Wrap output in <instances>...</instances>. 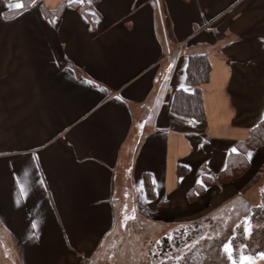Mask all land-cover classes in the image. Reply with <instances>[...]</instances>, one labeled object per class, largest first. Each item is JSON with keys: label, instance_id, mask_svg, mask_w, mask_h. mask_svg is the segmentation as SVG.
<instances>
[{"label": "crops", "instance_id": "1", "mask_svg": "<svg viewBox=\"0 0 264 264\" xmlns=\"http://www.w3.org/2000/svg\"><path fill=\"white\" fill-rule=\"evenodd\" d=\"M17 2L0 0V264L107 259L128 166L167 228L211 211L233 154L242 185L263 173L245 142L264 120V0H39L8 16ZM195 55L211 64L203 120L171 107Z\"/></svg>", "mask_w": 264, "mask_h": 264}, {"label": "rangeland", "instance_id": "2", "mask_svg": "<svg viewBox=\"0 0 264 264\" xmlns=\"http://www.w3.org/2000/svg\"><path fill=\"white\" fill-rule=\"evenodd\" d=\"M151 101V106L147 108L148 112H146L145 115L137 118L133 125L132 138H135V141H137L138 144L140 143L143 131H146L149 128V124H145L144 126V121L146 119H151L149 114H151L152 117V114L155 113L157 106H159L162 100L161 98H155L151 99ZM179 115L186 117L181 114ZM260 137L261 136L258 138ZM252 146L253 147H251V150L253 151H257L261 148L256 158L257 165L255 168L258 169L257 167L264 165V141H262L260 144ZM128 167L129 169H126L127 180L122 179V194L119 201H117L118 207L116 210V223L118 230L113 235L114 238H110H113L111 242L110 240L108 241V243L110 242L108 245V258L102 261L92 259L86 264H151V259L155 260V254H162V249L160 251L158 250L159 247L157 242L165 240L163 239V235H166L168 232H170L168 236L172 235L173 233L175 235L171 236L172 239L169 246H166L167 244L162 241V244L165 245L167 249L171 246H174L176 249H182L183 246L189 244V249H187L188 251L186 252H193L194 250H192L190 246L191 243L195 241V239L199 240V237L195 238V236H199V231L201 232V230L198 229L199 226L191 223L190 226L184 225L176 232H172L171 229H176L179 226L173 228L163 227V223L157 221V219L154 218L155 216L153 212L147 209L145 200H143V194H141L142 191L140 190L139 194L137 182H133V178L131 179L133 174L132 167ZM250 171L251 169L247 165L240 167L239 171H237L235 174H222L220 176L221 181L230 184H227L226 188H223L221 184L214 187V189L218 191L216 192V195H212L214 199V207H212L210 212H213L217 207H220V205L224 204L228 210L229 208L231 210L229 212L225 211L223 214L219 213L213 217V219H211V222L214 224L215 228L210 230L212 225H209L210 227L208 226L207 228L203 229V232L206 235L209 234L211 237L209 240L201 241L203 243L202 249H198L196 253L200 254V257L197 259H191L192 264H228L226 255L222 249V245L229 237L232 230V225L231 222L225 223L226 219L224 218H230L229 220L233 219L232 221H235L243 216H248L250 210L255 208L262 200V192L264 189V170L262 171L263 173H257L252 179L250 178L248 180L249 183L246 180L248 185H242V177ZM241 185L243 186L242 191L237 192L239 189H241ZM220 186L222 188H220ZM145 191L147 193L146 187ZM251 192L252 195H250ZM217 195L219 197H217ZM195 196L196 194L191 195V199L194 200L196 198ZM216 198H218V202L221 201V198L225 199L221 202L222 204L220 203L216 205ZM246 200L249 204L245 203ZM231 206H233V210ZM258 219L259 220L256 225H251V223L248 221V224L245 225L244 229L242 228L245 236L243 238L239 237L237 240H235L239 247L241 244L246 243L252 252H258L262 250L264 251V211H262V214L259 215ZM249 228L250 232L246 231V229ZM167 229L170 230L167 231ZM11 260L12 261L10 264H19L18 260ZM188 262L189 261L185 259L180 261H169L166 264H189ZM258 262L254 264H264V259Z\"/></svg>", "mask_w": 264, "mask_h": 264}, {"label": "trees", "instance_id": "3", "mask_svg": "<svg viewBox=\"0 0 264 264\" xmlns=\"http://www.w3.org/2000/svg\"><path fill=\"white\" fill-rule=\"evenodd\" d=\"M39 0H35V3ZM35 3H31L30 0H23V7L22 8H15L10 9L7 13L8 16H14L20 11L26 10L30 7H32ZM67 3H63L60 7H58L57 12H60V9ZM72 4V3H70ZM211 72V64L206 55H195L191 56L188 61L187 66V83L193 88L192 91H186L184 89H178L175 91L172 101V110L177 113L184 115L189 118H194L198 120H203L205 118V108H204V102H203V92L201 86L209 80ZM261 136L260 138H258ZM264 141V120L259 125L258 128H256L249 139L245 142V154L248 151V149H251L253 147L252 145L260 144ZM248 165V160L246 155L244 154H233L230 157L229 164L226 168V171L224 174H235L237 171H239L240 167H244ZM221 180V178H219ZM223 182V181H222ZM145 187L147 190L148 197L154 198V191H153V185L150 180V178L147 176L145 179ZM232 210L234 209L233 206ZM220 208V207H219ZM216 208L213 212H209L200 218H198L196 221L189 222L185 224V226H190L191 223L194 225L199 226V240H196L191 243L190 248L194 250L193 252H186L189 249L188 245L183 246L182 249H176L174 246H171L167 249L165 245L162 244V241H164L169 246L170 241L172 239L171 236L175 235L174 233L170 236H168V233L166 235H163L165 240H161L157 242V245L159 247V251L162 249V254L158 255L155 254V260L151 259V264H166L169 261H180L185 260L189 261L188 263L192 264L191 259H197L200 257V254H196L198 249H202L203 243L202 240H209L211 236L209 234H205L203 232V229L207 228L209 225H212L210 227V230L214 227V224H212L211 219L218 215L219 213H222L227 211L229 212L231 209L227 207H223L221 209ZM255 209V210H254ZM262 211H264V189L262 192V200L261 202L255 207L250 210V213L248 216H243L238 220L232 221L233 219L229 220L230 218H224L226 219L225 223H230L232 225V230L229 235V237L225 240L223 245L231 241L230 247L232 249L231 251V258H229V253H227L222 245V249L226 255V259L228 261V264H233V261L236 262V264H254L262 259H264V256H261V253H264V251H258V252H252L250 247L247 246V244H241L240 247L238 244H236L235 240L237 238H243L245 236V233H243V229L246 224H248V221L251 223V225H256L258 223V217L260 214H262ZM226 212V213H227ZM232 213V211H231ZM224 216V215H223ZM245 217L248 218L247 221H245ZM211 223V224H210ZM216 225V224H215ZM184 226V225H183ZM182 228L179 227L175 229L172 232H176L177 230H180ZM243 228V229H242ZM238 242V241H237ZM181 247V245H180ZM153 255V253H152ZM251 258V259H249Z\"/></svg>", "mask_w": 264, "mask_h": 264}, {"label": "snow or ice", "instance_id": "4", "mask_svg": "<svg viewBox=\"0 0 264 264\" xmlns=\"http://www.w3.org/2000/svg\"><path fill=\"white\" fill-rule=\"evenodd\" d=\"M30 2H31V3H35V0H30ZM69 2H73V0H69ZM75 2H76V3H81V4H82V3L85 2V0H75ZM87 2L90 4V3H92V0H87ZM11 6H12V7H15V8H22V7H23V0H18L17 3H15L14 5H11ZM232 151H233V152H236L237 149L233 148ZM247 156H248V158H249V160H250L251 157H252V153H251V152H248V153H247ZM201 183H202V181H201ZM247 220H248V218L245 217V221H247ZM246 231L250 232V228H249V229H246ZM230 244H231V241H228V242H226V243L223 245L225 251H226L227 253H229V258H231V251H232V249H231V247H230ZM260 255H261V256H264V253H261ZM249 259H251V258H249ZM233 264H236V262L233 261Z\"/></svg>", "mask_w": 264, "mask_h": 264}]
</instances>
